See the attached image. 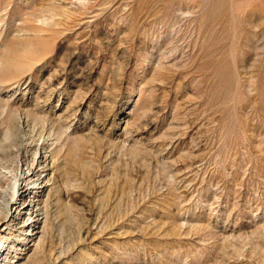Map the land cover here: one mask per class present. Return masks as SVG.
I'll return each instance as SVG.
<instances>
[{
	"label": "rangeland",
	"instance_id": "374dc122",
	"mask_svg": "<svg viewBox=\"0 0 264 264\" xmlns=\"http://www.w3.org/2000/svg\"><path fill=\"white\" fill-rule=\"evenodd\" d=\"M0 62L39 264H264V0H0Z\"/></svg>",
	"mask_w": 264,
	"mask_h": 264
},
{
	"label": "bare ground",
	"instance_id": "6f19581e",
	"mask_svg": "<svg viewBox=\"0 0 264 264\" xmlns=\"http://www.w3.org/2000/svg\"><path fill=\"white\" fill-rule=\"evenodd\" d=\"M4 64V63H3ZM0 68H1V62H0ZM2 70V69H0ZM2 71L5 70L3 69ZM3 72L0 71V75H2ZM3 76V75H2ZM1 79V78H0ZM7 118H10V114H7ZM41 156V155H40ZM44 157V155H43ZM40 158V157H39ZM40 164V163H39ZM57 166V165H56ZM33 173V171H31ZM31 173V174H32ZM1 176L4 177V179L11 180V189L7 197H1V201H3V209L4 212L2 213L0 211V221H5L6 225L12 223L14 224L15 221L19 222V228L21 229L20 231H26L27 226L29 223H26L24 214L26 213H31V212H36L34 215V224H35V229L33 233L27 234L25 238V241L21 248L16 247L17 249H21L19 253L17 254V258L15 263L17 264H39V262L42 260L44 257V252H45V247H44V229L46 227L45 220H42V216L39 213V208H33L36 206L35 203L31 205V203H26L24 202V199L27 196L28 188L24 187L25 184H27V177L22 178L21 180L24 181V184L21 185L22 182L19 183L20 178H18L16 173H13L12 176H7L5 173L0 171ZM35 174V173H33ZM39 173H37L38 175ZM36 175V174H35ZM30 176V175H29ZM39 178V176L37 177ZM6 181V180H5ZM9 183V184H10ZM17 188H20L21 190L17 191ZM1 196V195H0ZM3 211V210H2ZM2 230V229H1ZM9 232V231H8ZM2 241L0 240V256L3 255L6 257L8 255V251L5 244L6 238L1 234ZM17 239V238H15ZM14 239V240H15ZM46 253V252H45ZM23 258V260H21Z\"/></svg>",
	"mask_w": 264,
	"mask_h": 264
}]
</instances>
